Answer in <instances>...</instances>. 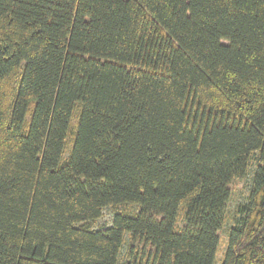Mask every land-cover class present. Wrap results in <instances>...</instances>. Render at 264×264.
I'll use <instances>...</instances> for the list:
<instances>
[{
    "label": "trees",
    "instance_id": "trees-1",
    "mask_svg": "<svg viewBox=\"0 0 264 264\" xmlns=\"http://www.w3.org/2000/svg\"><path fill=\"white\" fill-rule=\"evenodd\" d=\"M0 264H264V0H0Z\"/></svg>",
    "mask_w": 264,
    "mask_h": 264
},
{
    "label": "rangeland",
    "instance_id": "rangeland-1",
    "mask_svg": "<svg viewBox=\"0 0 264 264\" xmlns=\"http://www.w3.org/2000/svg\"><path fill=\"white\" fill-rule=\"evenodd\" d=\"M230 187V197L228 200V207L227 210L229 211V215L231 217L232 211L235 209V206L237 203L243 201L245 197L248 194L249 187H250V176H248L245 179H237L232 181L229 184ZM111 218V208H106L103 212V215L101 218L98 219L97 225H104L108 224ZM232 220L231 218L228 219L227 224L223 229L220 230L219 235H220V245H219V250H218V258L221 256V253L223 252V249L226 244V239H227V229L230 226Z\"/></svg>",
    "mask_w": 264,
    "mask_h": 264
}]
</instances>
